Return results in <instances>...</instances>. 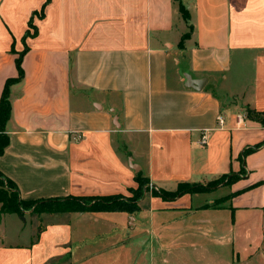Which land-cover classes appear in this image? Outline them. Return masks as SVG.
I'll use <instances>...</instances> for the list:
<instances>
[{"label": "crops", "instance_id": "obj_1", "mask_svg": "<svg viewBox=\"0 0 264 264\" xmlns=\"http://www.w3.org/2000/svg\"><path fill=\"white\" fill-rule=\"evenodd\" d=\"M21 54L0 156L19 201L131 200L147 185L134 213L0 210V264H142L150 242L205 244L220 227L239 262L259 251L264 145L242 153L264 143L246 116L264 113V0H0V95ZM231 175L217 207L224 185L156 194ZM8 216L29 229L7 231Z\"/></svg>", "mask_w": 264, "mask_h": 264}, {"label": "trees", "instance_id": "obj_2", "mask_svg": "<svg viewBox=\"0 0 264 264\" xmlns=\"http://www.w3.org/2000/svg\"><path fill=\"white\" fill-rule=\"evenodd\" d=\"M50 0H46L48 3ZM179 13L181 14L183 20L187 22L189 20L188 12L185 10L183 5L179 4L178 7ZM191 28L189 27V30ZM189 36V32L186 33L182 37V41L187 39ZM21 54L17 59H15V68L17 71V76L14 78H9L5 81L1 95H0V156L4 153L5 149L8 147L9 138L6 134V123L10 117L11 112V104H10V87L14 84L20 83L24 78V72L21 66L22 63ZM246 116L252 121L258 122L264 127V113L255 112L253 110H247ZM264 145V143L256 146L254 149H247L242 153V157L246 156L248 153L252 152L256 148ZM220 179L227 180L224 186H231L236 183L240 178L237 175H231L228 177H222ZM223 182V181H222ZM212 183V182H211ZM147 185V181L144 179H138V189L136 190L133 198L124 199L119 196H109V197H77V198H69L63 201H46L41 203H30L25 205L20 202L18 199V195L15 193L14 185L2 178L0 174V208L3 213H20L23 210L31 209L33 207V213H57V212H126V213H134L137 210V206L135 205V201L142 197L143 187ZM217 185L211 184L206 187L202 186H187L180 185L176 192L174 193H163L159 192L162 198L165 199H173L177 196H181L182 194L194 191H206ZM147 189V187H146ZM231 198V196H229ZM227 199L217 200L214 203V207L220 206Z\"/></svg>", "mask_w": 264, "mask_h": 264}, {"label": "rangeland", "instance_id": "obj_3", "mask_svg": "<svg viewBox=\"0 0 264 264\" xmlns=\"http://www.w3.org/2000/svg\"><path fill=\"white\" fill-rule=\"evenodd\" d=\"M245 68L246 71L244 78H242V81L247 82L249 81L251 75L249 69L247 67ZM236 70L237 66L234 64L230 74H228L229 80L224 84V89H230V87L233 86L232 81L234 79ZM235 88L232 90H235ZM225 91L226 90H217L215 92L221 98L224 97ZM225 100L226 98L222 99L223 102ZM226 181L227 180L225 179H218L216 181H213L212 183H208L206 186L211 184L222 186L226 183ZM230 187L231 186H225L222 190H218L216 193L212 194L209 197L207 196V199H216L218 197L220 198L218 200L227 199L230 195ZM0 208L2 207L0 206ZM38 217L39 216H37V219L39 220ZM5 219H10L6 220L5 222V227L7 231H11L12 229L13 231H16L20 227H24L27 231L32 221V218H27L26 216H8ZM223 229L224 228L220 227L219 229H217L216 232L210 234V236H208L209 238H207L208 242H206L205 244L197 243L192 246L188 245V247L185 248L174 247L171 244L161 245L158 243L155 244L150 242L149 249L146 254L142 256L143 258L140 260V262H142V264H264V244H262L259 251H257L254 255L250 256L247 261L239 262L233 256L231 246L227 245L225 242L226 235L224 234L225 231ZM217 239L223 241L220 244L213 243L214 240ZM15 241L19 242L20 239ZM9 242H12V240L10 239Z\"/></svg>", "mask_w": 264, "mask_h": 264}, {"label": "built area", "instance_id": "obj_4", "mask_svg": "<svg viewBox=\"0 0 264 264\" xmlns=\"http://www.w3.org/2000/svg\"><path fill=\"white\" fill-rule=\"evenodd\" d=\"M222 123H223L222 119L219 118L218 119V124L221 125ZM199 143H200L201 146H205L207 144V132L206 131L203 132V134L201 135Z\"/></svg>", "mask_w": 264, "mask_h": 264}, {"label": "water", "instance_id": "obj_5", "mask_svg": "<svg viewBox=\"0 0 264 264\" xmlns=\"http://www.w3.org/2000/svg\"><path fill=\"white\" fill-rule=\"evenodd\" d=\"M201 85H202V82H199V83H198V86H201Z\"/></svg>", "mask_w": 264, "mask_h": 264}]
</instances>
